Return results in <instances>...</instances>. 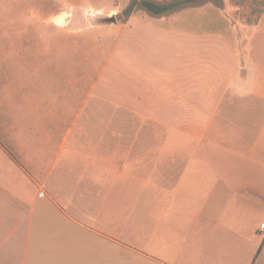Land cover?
<instances>
[{
    "label": "crops",
    "instance_id": "crops-1",
    "mask_svg": "<svg viewBox=\"0 0 264 264\" xmlns=\"http://www.w3.org/2000/svg\"><path fill=\"white\" fill-rule=\"evenodd\" d=\"M189 23L130 20L111 58L113 109L168 137L108 150L100 125L82 138L56 123L70 98L102 113V75L89 101L91 78L53 71L0 92V264H70L79 246L82 263L118 264L121 242L155 264H264L261 81L225 31Z\"/></svg>",
    "mask_w": 264,
    "mask_h": 264
},
{
    "label": "rangeland",
    "instance_id": "rangeland-1",
    "mask_svg": "<svg viewBox=\"0 0 264 264\" xmlns=\"http://www.w3.org/2000/svg\"><path fill=\"white\" fill-rule=\"evenodd\" d=\"M135 0H0V92L5 100L7 92L15 90L27 76H46L52 71L58 79L64 75L74 82L73 77L86 75V96L93 87L95 77L102 75L101 87L104 95L102 113L89 114V107L79 111L78 99L70 98L68 108L55 114V122L71 128V137L94 138L95 126L100 125L97 137L104 140V149H110L112 140H135L160 134L168 137V132L154 131L146 125L139 131L142 122L125 111L116 113L111 103L114 88L111 81L112 53L122 45L126 36L127 22L142 20L181 27L195 21L202 31H225L236 48L242 62L241 75L255 78L261 83L248 88L264 91V0H197L184 4L164 16H155L141 6L130 15L124 11ZM140 1V0H136ZM159 4H169L179 0H150ZM115 22H109V19ZM189 23V24H188ZM60 76V77H59ZM59 77V78H58ZM239 89V88H238ZM114 90H117L115 84ZM72 96V95H71ZM78 96V95H74ZM92 107L96 106L92 99ZM94 112V111H93ZM85 126L86 130H81ZM141 134V136L139 135ZM64 135H68L65 131ZM154 136V137H152ZM131 224L140 221L141 204L133 212ZM120 215L122 212L120 211ZM129 243L121 242L117 247L118 264H155L148 261ZM134 248V247H133ZM92 248L73 247L70 264H80L73 258L80 252ZM115 246L113 245V252ZM141 251V250H140ZM85 261V259H84Z\"/></svg>",
    "mask_w": 264,
    "mask_h": 264
},
{
    "label": "trees",
    "instance_id": "trees-1",
    "mask_svg": "<svg viewBox=\"0 0 264 264\" xmlns=\"http://www.w3.org/2000/svg\"><path fill=\"white\" fill-rule=\"evenodd\" d=\"M197 0H179L176 2H171L169 4H159L154 1L150 0H140V1H133L131 2V5L124 11L126 15H130L133 12V9L137 6H141L145 10H147L149 13L155 16H164L165 14L174 11L180 6H183L187 3H192Z\"/></svg>",
    "mask_w": 264,
    "mask_h": 264
},
{
    "label": "water",
    "instance_id": "water-1",
    "mask_svg": "<svg viewBox=\"0 0 264 264\" xmlns=\"http://www.w3.org/2000/svg\"><path fill=\"white\" fill-rule=\"evenodd\" d=\"M109 22H115V19L113 18V19H109L108 20Z\"/></svg>",
    "mask_w": 264,
    "mask_h": 264
},
{
    "label": "built area",
    "instance_id": "built-area-1",
    "mask_svg": "<svg viewBox=\"0 0 264 264\" xmlns=\"http://www.w3.org/2000/svg\"><path fill=\"white\" fill-rule=\"evenodd\" d=\"M261 229H263V230H264V224H262V225H261Z\"/></svg>",
    "mask_w": 264,
    "mask_h": 264
}]
</instances>
